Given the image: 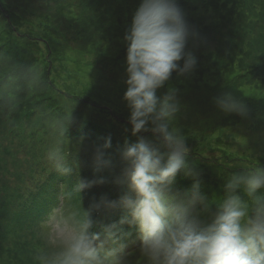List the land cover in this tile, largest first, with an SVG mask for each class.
Returning a JSON list of instances; mask_svg holds the SVG:
<instances>
[{
    "label": "clouds",
    "instance_id": "1",
    "mask_svg": "<svg viewBox=\"0 0 264 264\" xmlns=\"http://www.w3.org/2000/svg\"><path fill=\"white\" fill-rule=\"evenodd\" d=\"M189 27L176 0H141L123 37L126 42L123 100L130 110L128 123L135 142L120 149L122 169L114 183L125 189L118 200L101 198L88 209L65 201L104 177L77 180L72 193L40 223L43 246L38 264H131L116 225L93 231V212L120 208L127 223L139 234L141 264H264V167L237 168L227 177L221 195H205L198 174L186 162L189 149L184 137L172 126L179 110L175 90L156 95L173 72H190L196 59L185 53ZM183 59V65L177 62ZM31 83L38 81L34 68ZM224 113L246 115V108L231 91L215 99ZM71 112L51 122L57 137L46 152L49 169L71 176L75 159L69 158L63 141L72 123ZM151 132L154 139L138 136ZM111 136L95 150L92 166L100 172L112 166L104 150ZM178 174L193 183L183 191L173 189ZM206 216V218H204Z\"/></svg>",
    "mask_w": 264,
    "mask_h": 264
},
{
    "label": "rangeland",
    "instance_id": "2",
    "mask_svg": "<svg viewBox=\"0 0 264 264\" xmlns=\"http://www.w3.org/2000/svg\"><path fill=\"white\" fill-rule=\"evenodd\" d=\"M88 1L4 0V3L8 9L21 16L19 21L24 24L18 28L19 32L26 36L30 33L32 36L30 37L33 39L44 38L50 44L53 43L55 50L50 60L49 69L57 89L72 95L91 94L94 97H100L103 102L107 101L104 100L106 96V98H110L109 102L115 109L114 111H117L118 117L128 120L125 113L130 110L127 107V102L123 100V94L126 91L125 80L127 79L125 59L120 60L119 65L114 67L111 66L112 59L106 57L118 49L114 43H110L117 38L116 33L110 32L109 35L104 33L102 42L100 33L87 24L93 18L104 19L98 16L100 12H106V0L97 2L101 6L97 8L95 14L88 9V6H85ZM225 1H228V4L223 7L222 4ZM195 2L199 3L200 7H197ZM202 2L204 0H176L177 6L183 14L188 15L194 21L192 25L191 22L186 21L190 35L187 38L184 51L191 53L198 62L190 72L184 75L174 72L175 76L172 80H168L169 85L157 90L156 95L162 97L168 93L169 89L175 90V99L178 102L179 110L173 121V127L176 129L186 128L189 134L194 137L200 133L210 135L202 138V142H200L201 140L197 142L191 139L188 140L189 142L184 140L189 149L186 162L193 167L197 157L194 152L200 153L198 158H205L203 159L204 163H210V161L211 163L207 166L195 167L196 172H205V176H208L212 184L216 183V185L222 186L236 167L254 166L257 163L264 167V113L260 114L264 111L256 108V112L241 117L233 127L222 129L219 135L221 138L219 144L216 140L217 134L210 131V126L230 113H224L216 106L215 99L217 97H213L207 89L201 87L200 90H194L191 84L199 85L201 81H208L209 85H213L221 92L224 91L223 87L228 82L247 81L246 79L241 80V78H250L253 72H256L253 75L254 82L250 81L251 84L243 85L242 95L244 96L239 99L244 105L264 99V0H206L208 5L205 3V6ZM213 5L223 9L216 11ZM129 6L122 9L121 13L123 12L125 15L128 11L129 15L133 16L139 5L132 3ZM102 22L104 23L105 20ZM2 26L3 21H0V32L3 30ZM15 34L17 42L20 41L24 44L25 40L22 36ZM25 39L26 45L29 47L27 56L24 58L28 63L27 67L34 68L33 64L39 67L46 54L45 44L43 41H38L30 45L29 40ZM98 61L106 63L107 67L100 70ZM11 63L12 59L6 55L0 56V70L2 69L0 79L3 78L0 84V100L4 101L0 107L2 119L0 130L3 124L10 121L8 108L11 109L10 103L16 102L13 97L15 95L14 88L18 79L24 77L25 72L22 70L20 74L9 73L5 76L4 69L9 68ZM177 63L182 66L183 59ZM95 68L98 72L97 77L94 76L97 73ZM176 84H182V87L178 88ZM20 85L22 84L20 83ZM108 117L112 124L108 125L119 137H122V141L133 142L129 134L127 137L128 132L131 134L129 123L125 122L127 124L124 126L125 123H119L111 115ZM5 148L11 149L12 154L2 158L8 162L0 164V174L2 179L12 185L13 178L9 172L13 165L26 158L24 156L25 149L20 147L18 139L13 136H4L0 131V152H3ZM223 149L241 155L249 159L251 163L249 161L248 163L244 161L226 162L222 155ZM212 158H215L216 162L222 163L223 166H217ZM24 240L34 252L35 256L32 255V261L37 262L36 254L43 246L40 226L35 232L29 233ZM138 247L136 246L135 252L129 256L131 264H141ZM21 257L24 256L21 255ZM5 261L0 260V264H18L11 258Z\"/></svg>",
    "mask_w": 264,
    "mask_h": 264
},
{
    "label": "trees",
    "instance_id": "3",
    "mask_svg": "<svg viewBox=\"0 0 264 264\" xmlns=\"http://www.w3.org/2000/svg\"><path fill=\"white\" fill-rule=\"evenodd\" d=\"M99 1L89 0L87 4L85 3V6H88V9L95 14L97 8L101 6L100 3H97ZM140 2L141 0H106V12H100L98 16L104 19L98 20L97 18H93L87 23L96 32L100 33L102 42L104 33L107 35L110 32L116 33L117 38L113 40L114 42L110 43H114L117 46V51H113L110 56L104 53L106 57L112 59L111 66L117 67L120 60L126 58L127 45L123 37L131 23L132 15H129L128 11L124 15L123 12L121 13V10L130 7L129 5L132 3L139 5ZM202 3L204 6L205 3L207 4L206 0ZM195 4L197 7H200L199 3L195 2ZM227 4L228 1H225L222 6L224 7ZM214 8L216 11L223 9L218 6H214ZM184 18L186 21L191 22V25L193 24L192 22L194 21L188 15H184ZM19 19H21V16L11 11V9H8L4 0H0V21H3V30L0 32V56L3 54L12 59L9 68L4 69L5 76L9 73L20 74L22 70L25 71L24 77L18 79L14 88L15 95L13 97L17 103H10L11 109L8 108L10 121L7 124H3L0 131L4 136H13L18 139L20 147L23 150L25 149L24 156L26 157L18 164L13 165L9 172L13 178L12 185L7 183V180L2 179L0 174V260L7 261L11 258L18 264H38V262L32 261L34 252L26 245L27 241L24 239L29 233L35 232L39 228L40 223L47 219L53 208L58 207L62 203L66 193H72V188L77 180L89 181L101 176L105 178L103 184H94L91 188L83 190L80 193V197L77 194H72L71 199L65 201L66 204L73 206L81 205L84 209H88L92 203L99 201L101 198L118 200L124 194L125 189L114 183L115 178L120 174L123 166L119 153L124 144V140L122 141V137H119L108 125L111 124L108 115L114 117L119 123H125L128 120H123L118 117L117 111H114L115 109L112 108V104L109 102L110 98H106V96L104 100L107 101L103 102L100 97L97 98L91 94L83 95V93H78L72 95L66 91L57 89L55 82L51 78L49 69L51 64L50 60L55 50L53 43L50 44L44 38L40 40L33 39L30 33L26 36V34L19 32L18 28L24 24ZM102 20H105V22L103 23ZM99 25L105 29L100 28ZM193 26L195 27V25ZM80 30L82 31L83 29ZM15 33L22 36L25 40L24 44L20 41L17 42ZM25 38L29 40L28 43L30 45L38 41H43L46 48L45 57L39 64V67L33 64L38 76V81L34 84L30 83L32 74H29L28 63L24 59L29 51ZM98 63L100 70L107 67V64L104 62L98 61ZM95 70L97 72L96 68ZM254 74L256 72H253L250 78L242 77L241 80H247L244 82L239 83L237 80L228 82L223 87L224 91L221 92L213 85H209L208 81H201V84H191V86L194 90H200L203 87L215 98L226 91H231L240 98L244 96L242 95L243 85L251 84ZM94 76L97 77L98 72ZM174 76L175 73L173 72L170 80ZM2 79H0V84L3 81ZM93 80L95 81L94 78ZM168 83L170 82H165L162 87L168 86ZM176 86L180 88L182 84H176ZM3 104L4 101L1 99L0 107ZM244 106L247 111L246 115L243 116L252 115V112H256V108L264 111V99H258L257 102L247 103ZM70 112L73 122L64 133L63 138L65 140L63 144L65 151L69 152V158L75 159L77 167L73 175L68 177L49 169L46 152L57 139L50 127L51 122L55 118L62 117ZM262 113L264 112H260V114ZM129 115L130 112L125 113V116L128 118ZM243 116L230 113L210 126V131L217 134L216 140L219 144L221 143V138L219 137L221 130L233 127ZM1 120L0 117V124ZM128 125L130 128L131 125ZM178 131L186 142H189L188 140L190 139L196 140L194 142H197L202 138L210 136L209 134L200 133L194 137L189 134L186 128L181 129V127L178 128ZM128 134L131 136V140L135 142L137 137L131 135L129 132L127 133V137H129ZM137 135L154 139L151 132H141ZM108 136H111V147L105 149L104 152L107 157L111 158L112 166L100 172H95L92 166L95 150L103 144L104 138ZM129 143H132V141ZM10 154H12L11 149H3V152H0V164L7 161L2 158ZM194 154L197 155L195 165L193 167L189 166V168L198 174L201 191L208 196L221 195L223 193L224 183L222 186L216 185V183L212 184L208 176H205V172H196L195 167L207 166L211 161L210 163H204L203 159L205 158H198L200 153L194 152ZM222 155L226 162H250L249 159L233 153L230 150L223 149ZM214 159L212 158V161L217 166H223L222 163L216 162ZM24 165L25 167H23ZM237 168L239 167L233 170L236 171ZM192 183L193 180L191 177H184L182 174H178L173 184V189L183 191L189 188ZM124 216L125 212L120 208L102 209L99 212H93L92 217L97 222L93 231L100 232L104 226L116 225L117 234L121 236L120 242L126 246L125 251L131 254L135 252L136 246H139V234L134 226L127 223H119ZM21 255L24 257L22 258Z\"/></svg>",
    "mask_w": 264,
    "mask_h": 264
}]
</instances>
